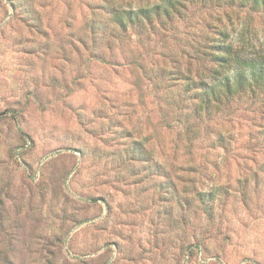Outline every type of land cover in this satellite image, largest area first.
Segmentation results:
<instances>
[{
    "label": "rangeland",
    "instance_id": "374dc122",
    "mask_svg": "<svg viewBox=\"0 0 264 264\" xmlns=\"http://www.w3.org/2000/svg\"><path fill=\"white\" fill-rule=\"evenodd\" d=\"M99 2L0 0V264H264L255 104L185 119L165 103L166 80L130 62L182 59L204 10L224 6L105 38L88 22ZM224 11L227 41L264 58V4ZM195 190L213 191L207 212Z\"/></svg>",
    "mask_w": 264,
    "mask_h": 264
},
{
    "label": "trees",
    "instance_id": "16d2710c",
    "mask_svg": "<svg viewBox=\"0 0 264 264\" xmlns=\"http://www.w3.org/2000/svg\"><path fill=\"white\" fill-rule=\"evenodd\" d=\"M10 1L16 7L17 0ZM261 3L264 4V0H100L98 4L92 5V12L95 15L101 13L103 16H92L88 22L92 33H98L99 37L102 33L107 38L109 29L110 32L117 29L120 33H128V30L133 28L138 32L142 30V33L148 28L165 29L190 8L198 11L207 4L224 6L222 13L204 10L210 21L203 18L198 22L201 26L196 38L191 39L185 46L188 48L182 51L181 58L184 62L182 59L165 55L162 58L165 65H159L153 70V64L147 68L138 63L135 51L130 55V62L138 64L143 76L152 80L154 86H157L160 80H166L170 92L165 95V103L181 110L179 114H183L185 119L199 115L203 110L205 113L211 112L212 108L220 105L233 107L242 102L252 106L255 104L261 116L255 136L264 142V58L243 56L239 48H234L232 43L227 41V25L221 24L223 15L231 16L230 12L224 11L225 8H231L234 4L257 7ZM34 12H37V9L31 5L28 13L31 15ZM34 19L37 21L36 17ZM174 88L178 89L177 94L173 93ZM216 140L225 146L224 141L219 138ZM129 148L137 154L138 159L148 163L150 171L157 170L156 172H162V175L167 173L152 159L151 151L140 142L133 141ZM167 182L173 188L176 186L171 178ZM195 191L194 196L207 212L210 208L208 200H211L213 191Z\"/></svg>",
    "mask_w": 264,
    "mask_h": 264
}]
</instances>
